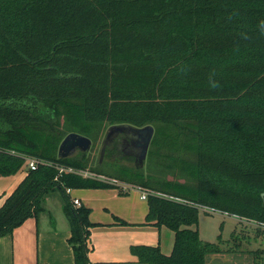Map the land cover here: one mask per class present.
I'll use <instances>...</instances> for the list:
<instances>
[{
  "label": "trees",
  "instance_id": "obj_1",
  "mask_svg": "<svg viewBox=\"0 0 264 264\" xmlns=\"http://www.w3.org/2000/svg\"><path fill=\"white\" fill-rule=\"evenodd\" d=\"M104 124L152 125L147 162L184 177L133 167L118 178L153 190L146 223L174 232L168 254L131 245L138 262L205 264L222 251L199 236L201 206L261 232L264 0H0V176L26 157L43 161L4 197L0 237L58 191L75 264H93L90 209L74 205L66 188L114 185L59 172L84 167L60 157L58 145Z\"/></svg>",
  "mask_w": 264,
  "mask_h": 264
},
{
  "label": "crops",
  "instance_id": "obj_2",
  "mask_svg": "<svg viewBox=\"0 0 264 264\" xmlns=\"http://www.w3.org/2000/svg\"><path fill=\"white\" fill-rule=\"evenodd\" d=\"M24 168L20 175L17 174L19 173L17 171L13 174L0 176L2 179H8L5 185L0 187V205L4 197L15 188L25 175L27 167L24 165ZM15 175L16 178H14ZM103 193L108 194L104 190ZM108 195L103 201L104 212H110V214L116 216L120 215L129 221L126 216L119 214L125 212V209L122 210L111 204L112 200L118 199L116 192ZM48 196L45 197L43 203L44 210L37 217L26 218L22 224L13 229L12 233L0 237V264H75L73 250L68 242L70 236L68 220L65 214V220L61 216L47 218V207L45 205ZM79 196H82V198ZM89 196L90 194L84 190H78V196L73 197L78 198L82 205L86 204L89 207ZM96 196L98 195L95 193L94 198ZM142 209L143 212L147 213L148 207L146 204ZM131 211V209L126 208L127 214ZM134 211L135 209H133ZM106 216L103 220L93 218L90 220L92 223H100L90 227L88 244L92 246V250L88 257L92 263L144 264L138 262L130 252V246L133 244H157L163 253L168 254L171 252L174 243V232L168 227L164 225L157 226L145 221V224L150 226V230H138V228L126 226L122 222L109 221ZM136 220L138 219L132 220V222ZM154 229H157L156 233L158 235L156 237ZM95 245L97 246L96 249H94ZM205 264H252V262L248 253L244 254L242 251L241 253H232L222 250L206 254Z\"/></svg>",
  "mask_w": 264,
  "mask_h": 264
},
{
  "label": "rangeland",
  "instance_id": "obj_3",
  "mask_svg": "<svg viewBox=\"0 0 264 264\" xmlns=\"http://www.w3.org/2000/svg\"><path fill=\"white\" fill-rule=\"evenodd\" d=\"M110 125L104 124L97 126V130L91 136L86 135L91 140V146L87 151H79L75 150L70 153L69 157L71 160L75 161L77 164H81L84 169L89 171L95 170L97 171V175L99 179L106 180H114L117 177L118 182H122L124 180L118 179L119 177L125 178L128 177L133 167L135 168V164L130 157L120 158L109 156L108 154L101 153V141L106 133L107 128ZM79 133V132H77ZM154 133V132H153ZM61 142V141H60ZM60 144V143H59ZM151 142L149 144V147ZM59 146V145H58ZM148 147V148H149ZM148 152L146 154L145 160L141 167L137 168L144 175L147 174H155V175H164L168 178H176L178 177L180 181H183V176L176 175L174 170L162 169L163 165L159 164L156 160L153 162H147ZM22 169H25L22 166L17 174L22 173ZM17 172V171H16ZM15 172V173H16ZM176 172V171H175ZM11 178V177H10ZM16 178V175L15 177ZM8 179L0 178V187L5 185V182ZM11 180V179H10ZM128 182V181H124ZM131 183V182H130ZM78 190H84L86 193L90 194V205H89V214L88 220L93 219H105L104 217L107 214V220L122 222L126 226H133L134 228H138V230H150V226L145 224L146 221V213L143 212V206L147 205V198H142L141 194L144 191L141 187H131L125 192H122L118 186H110V187H78L72 188L70 193V197L78 196ZM107 192L108 194H112L116 192L117 200H112L111 204L120 208L122 210L125 209V212L119 213L121 215L126 216L129 221L125 220L122 216L115 214H110V212L106 213L103 209L104 203L103 201L109 196L108 194L103 193ZM120 190V191H119ZM101 192V193H98ZM97 194L94 198V194ZM82 198V196H79ZM95 199V200H93ZM86 206V204H83ZM45 207H47V218H55L56 216H61L65 220V216L62 210V198L58 191H54L49 194ZM87 207V206H86ZM126 208L131 209L132 211L127 214ZM133 209L135 211L133 212ZM103 211V212H102ZM138 219L134 222L132 220ZM144 220V221H143ZM100 223H93L92 226L99 225ZM197 229L199 232V236L207 241L217 242L220 248L224 251L228 252H236V253H248L251 256L252 264H264V227L260 232L258 229V225L254 221L241 219L234 214L221 212L219 210H209L205 208L199 209V219L197 224ZM157 229H154L155 237L158 235L156 233ZM97 246L95 245L94 249ZM92 250V246L90 245V251ZM89 258V257H88ZM93 264H106L105 262H96Z\"/></svg>",
  "mask_w": 264,
  "mask_h": 264
},
{
  "label": "water",
  "instance_id": "obj_4",
  "mask_svg": "<svg viewBox=\"0 0 264 264\" xmlns=\"http://www.w3.org/2000/svg\"><path fill=\"white\" fill-rule=\"evenodd\" d=\"M127 132H132L136 134L140 140H138L137 145H139V154L137 158V162L135 163V167L139 168L142 166L147 150L150 144V141L153 136L154 128L152 125L148 124L145 126H134L131 124H112L110 125L106 133L103 137V143L101 147V153L104 152L106 142L112 136L113 133H123L126 134ZM91 146V140L86 135L77 133V132H69L67 133L63 139L61 140L58 146V155L60 157H67L75 150L79 151H87ZM264 199V192L261 193Z\"/></svg>",
  "mask_w": 264,
  "mask_h": 264
},
{
  "label": "built area",
  "instance_id": "obj_5",
  "mask_svg": "<svg viewBox=\"0 0 264 264\" xmlns=\"http://www.w3.org/2000/svg\"><path fill=\"white\" fill-rule=\"evenodd\" d=\"M40 162H43V161L40 160V159H37L35 157L29 156V157H26V165L25 166L28 169H35L37 167L38 163H40ZM58 171L59 172H63V171L74 172V173H77V174H81L84 177H92V178L99 179L97 173H94V172L89 171L87 169H80V168H74V167H71V166H63L62 165V166H58ZM100 180H102V179H100ZM103 181L111 183L114 186H118L124 192L127 191L128 189H130L131 187H141L144 190L142 192V194H141L142 198H147L148 194L154 193V191L151 190V189L144 188V187H142V186H140L138 184H134V183H130V182H124V181L118 182L117 179H114V180L113 179L112 180L106 179V180H103ZM71 190H72V188H70V187L66 188V192L69 195H70ZM70 198H71V201L73 202L74 205L79 206L81 204L78 198H76V197H70ZM201 207L213 211V209H211V208H209L207 206H201Z\"/></svg>",
  "mask_w": 264,
  "mask_h": 264
},
{
  "label": "flooded vegetation",
  "instance_id": "obj_6",
  "mask_svg": "<svg viewBox=\"0 0 264 264\" xmlns=\"http://www.w3.org/2000/svg\"><path fill=\"white\" fill-rule=\"evenodd\" d=\"M139 137L132 133L127 132L123 133H113L109 140L106 142V149H110L112 151V157L119 156L120 158L130 157L133 161V164L137 162L138 154L140 151L139 145H137ZM103 139L101 141L102 147Z\"/></svg>",
  "mask_w": 264,
  "mask_h": 264
}]
</instances>
